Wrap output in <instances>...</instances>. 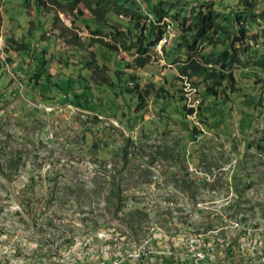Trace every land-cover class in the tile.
I'll list each match as a JSON object with an SVG mask.
<instances>
[{"label": "rangeland", "instance_id": "obj_1", "mask_svg": "<svg viewBox=\"0 0 264 264\" xmlns=\"http://www.w3.org/2000/svg\"><path fill=\"white\" fill-rule=\"evenodd\" d=\"M26 1L0 0V140L9 145L8 153L19 151L24 157L18 169L6 172L7 177L0 173V261L7 257L5 254L11 252L13 245L18 246V255L34 258L42 254L54 258L56 247L63 246L62 255H68L72 248L69 250L72 260H82L86 250L76 244L89 235L94 241V254L86 257V264H97L99 235L103 231L110 229L114 238L127 237L147 243L146 235L157 237V229L152 228L159 227L165 232L176 228L169 224L167 213L155 204L185 212L191 201L193 208L199 202L203 208L207 203H215L214 211H221L228 197L226 187L217 190L223 193L219 196L212 189L197 185L184 190V184L189 185L194 175L187 174L186 168L202 167L209 174L215 164L234 158L237 164L248 168V176L256 168H263L264 70L253 67L252 63L236 68L238 90L230 93V99L226 98L225 102L203 98L202 89L192 84L197 89L194 97L199 105L187 117L182 102L172 100L162 91L159 97L156 95L160 89L177 92V96L181 91L184 93V82L179 75L180 68L186 65L188 50L174 49L180 41L177 22L173 40L163 49L161 46L153 49L151 63L139 69L134 63V51L110 53L91 46L92 36L86 22L73 24L65 10L46 12L35 2L28 5ZM186 1L187 15L192 7L207 1H213L217 10L229 13L235 2ZM82 10L83 20L93 26L90 12ZM126 23L128 20L120 17L114 25L121 27ZM110 30L104 29V34ZM262 31L253 28L251 33H259L261 42ZM75 35L82 39L84 47L68 44ZM11 36L33 43L37 52L45 49L47 61L42 63L38 56L36 64H30L32 55L12 50ZM111 39L112 36L106 37L107 41ZM204 49L201 45L199 51L204 54L210 51ZM91 53L100 68L107 67L105 75L113 79L108 81H114L115 88L93 82L95 63L91 70L86 66L93 62ZM173 58L178 62L173 64ZM41 66L50 75V81L45 76L38 87L33 75ZM121 68L127 74L123 76V88L115 76ZM130 74L143 94L146 86L155 84L137 113L131 112L137 97L126 91ZM113 89L122 91L120 96H114ZM64 94L67 98H63ZM76 95H80L79 102L87 101L85 107L79 106ZM194 128L200 132L195 138L190 132ZM260 181L254 188L264 187V176ZM115 193L120 194L121 205ZM178 195L182 200L176 199ZM27 203L37 208L29 210ZM133 206L135 209H131ZM225 207L226 203L224 210ZM132 210L144 211L149 216L143 213L145 218L139 221L138 215L127 213ZM35 216H43V220L39 223L41 230L33 237L32 231L37 229ZM164 220L168 221L165 226L160 222ZM64 230L66 236L61 237ZM181 238L185 237L181 235ZM63 239L73 240L74 244L64 246ZM156 240L149 239V246L155 241L161 249L174 247L157 244ZM48 247L54 252L46 250ZM124 252V244L112 247L113 255ZM101 253L111 255V247H102Z\"/></svg>", "mask_w": 264, "mask_h": 264}, {"label": "trees", "instance_id": "obj_2", "mask_svg": "<svg viewBox=\"0 0 264 264\" xmlns=\"http://www.w3.org/2000/svg\"><path fill=\"white\" fill-rule=\"evenodd\" d=\"M153 1V3H152ZM35 2L40 9L49 10H65L72 18V23L78 21L86 22L87 28L90 30V45L105 49L107 52L118 53L121 50L125 53L135 52L136 58L134 63L137 68L144 69L151 63V51L155 49L165 34L166 25L164 19L169 18L178 24L180 31L179 44L176 49L186 48L188 57H186V65L180 68V76H187L191 79L192 84L203 91V98H214L216 101H226L230 99V93L234 94L238 90V80L235 69L252 63L253 67L264 70V39L260 42L259 33H251V30L261 28L264 34V0H235L229 13L217 10L215 3L207 1L199 3L200 5L192 7L188 13L186 0H27L29 5ZM221 5V4H220ZM261 5L262 8H261ZM261 8L259 11L258 8ZM85 8L90 12L93 26L83 20ZM124 17L128 23L117 27L114 25L119 23V18ZM57 21V18H55ZM163 23V24H162ZM104 29L110 30L104 34ZM112 36L110 41L106 37ZM264 38V36H263ZM69 45L75 44L78 47H84L82 39L75 35L67 41ZM253 43L260 45L253 47ZM9 44L12 50L17 53L32 55L30 64H36L38 56L42 59V63L47 60L44 58L46 50L35 51L33 43L20 41L15 37L9 38ZM209 48L210 51L204 54L199 48ZM203 51V50H202ZM92 54L93 62H89L86 66L91 70L92 64L95 63L94 54ZM178 59L173 58L172 62L177 63ZM127 68L129 65H126ZM0 68L2 65L0 64ZM44 71V66L38 68L33 75L35 85L40 86L46 76V81H50V75ZM99 73L107 74V67H99L95 63L93 70V82L102 85H108L115 88L114 81L111 77L98 76ZM95 75H97L95 77ZM127 75L124 70H116L115 76L121 83L123 76ZM2 71H0V78ZM108 78V79H106ZM113 80V79H112ZM41 82V83H39ZM131 82V83H130ZM181 82L182 79H181ZM129 87L126 91L136 95L137 104L132 109V113L139 112L145 104V98L154 90L155 84L151 83L146 86L144 94L139 92L136 78L129 75ZM61 89V85H55ZM90 87L85 88L88 91ZM114 91V89H113ZM168 94L172 100L182 102V110L184 116L194 113L193 109L186 107V99L181 91V95L177 96V92H170L166 89L156 91L159 97L160 92ZM114 96L118 97L121 92L114 91ZM67 94L63 98H67ZM79 106L85 107L87 101L79 102L80 95L74 96ZM164 98V97H163ZM1 107V102H0ZM200 108V107H199ZM193 138L200 134L196 128L192 129ZM9 145L2 143L0 140V173L7 177V171L18 169L24 162L23 155L16 151L8 153ZM5 154V155H4ZM4 155V156H3ZM3 156V157H2ZM191 185L184 184V190H191ZM115 198L120 202V194L115 193ZM135 209V208H133ZM118 212V211H117ZM145 214V213H144ZM138 210H132L129 215L139 216V221L145 218V215ZM147 215V214H146ZM148 216V215H147Z\"/></svg>", "mask_w": 264, "mask_h": 264}, {"label": "built area", "instance_id": "obj_3", "mask_svg": "<svg viewBox=\"0 0 264 264\" xmlns=\"http://www.w3.org/2000/svg\"><path fill=\"white\" fill-rule=\"evenodd\" d=\"M172 32L173 25L168 24L166 35L157 48L161 46L162 49V46L171 40ZM181 78L184 81V90H187L186 107L189 110L193 109L195 113L199 103H193V96L196 95L197 89L192 86L188 77L181 76ZM236 160L226 159L221 164H215L213 174H205V169L202 167L186 168V173L194 174L192 179H189V185L201 186L212 191H217L221 186H228L229 199L223 202L221 211H214L215 203H209L204 208H193L191 201V207L185 212H175L173 209L161 208L155 204L157 208L167 213L169 224H174L176 228L171 232H165L159 227L152 228L157 229V237L146 235L147 243H136V240L127 237L114 238L110 235V229L103 231L99 235L101 246L97 264H264V242L259 241V233L264 232H258V229L256 235H231L230 230V233L218 238H194L195 230L214 229L223 221H233V226L241 227H252V222L264 221V201H261L264 187L254 188L260 184L261 176H264V166L260 169L256 168V172L248 176V168L237 164ZM177 199H181V195H178ZM151 200L153 203V197ZM225 202H233L230 216H222ZM34 206L36 205L27 203L29 210L37 208ZM35 217L43 218V216ZM167 220L160 221L161 225H167ZM97 224L100 222L98 221ZM181 230H188L189 238H181ZM35 231H32L33 237ZM88 236L82 244H76L86 250L82 260H72L73 255L69 252L72 248L68 250V255H62L61 251L65 248L63 246L56 247L57 255L54 258H45V254L34 258L29 255H18V246L14 245V249L5 254L7 257L1 260L0 264H72L73 262L86 264V257L94 254L92 250L94 241ZM227 236H235V243L224 244V237ZM149 239H157V244L165 246L181 245V253H155V259H147L145 250H153V246H149ZM67 244L72 246L73 240H64V246ZM116 244L125 245V252L122 255L112 254V247ZM102 247H111V255H101Z\"/></svg>", "mask_w": 264, "mask_h": 264}, {"label": "bare ground", "instance_id": "obj_4", "mask_svg": "<svg viewBox=\"0 0 264 264\" xmlns=\"http://www.w3.org/2000/svg\"><path fill=\"white\" fill-rule=\"evenodd\" d=\"M168 24H172V22L168 21L167 23V28H168ZM166 28V29H167ZM184 97L186 98L187 97V90H184V93H183ZM195 97L193 96V103H198V101H195ZM200 102V101H199ZM189 116H192V115H189ZM214 171V169H213ZM213 171L209 174H213ZM198 187V186H197ZM226 190H227V193H228V197L226 198L225 196V200L226 201L227 199H229V191H228V186H225ZM212 192V190H211ZM225 192V191H224ZM213 193H215L217 196L220 195V193L222 192H219V191H214ZM264 193V192H263ZM263 193L261 194V201H264V195ZM183 194V192H182ZM185 194V193H184ZM223 194V193H222ZM226 194V193H225ZM215 195V196H216ZM200 196V195H199ZM223 196V195H221ZM220 196V197H221ZM194 198V197H193ZM217 198V197H216ZM177 199V198H176ZM196 199V198H195ZM224 199V198H223ZM222 199V200H223ZM203 201V200H202ZM198 202V201H197ZM220 202V201H219ZM178 203V202H177ZM226 203V206L225 207V210L222 212V216H230V211H233V202H225ZM187 204V203H186ZM208 204V203H207ZM206 204V205H207ZM223 204V203H222ZM51 205V204H50ZM197 208H203V203H198L196 204ZM136 206V205H134ZM134 206L131 208L133 209ZM170 207V206H169ZM205 207V206H204ZM147 208V207H146ZM167 208V207H166ZM179 208V207H178ZM221 208V207H220ZM19 212H22V209L20 208L19 206ZM219 210V209H218ZM16 212V211H15ZM126 212V211H125ZM143 213H145L144 211H142ZM128 214H130L129 212H127ZM148 216L149 214L146 213ZM145 214V215H146ZM3 215H7V214H3ZM18 215V214H17ZM116 215V214H115ZM43 220V218L41 219H37V224H36V228L35 229L36 231L34 232V236L37 235L38 231L41 230V226L39 223H41ZM100 226V225H99ZM22 228V227H21ZM99 228V227H98ZM102 228V227H101ZM256 229H258V232H264V221H263V224L262 222H252V227H241V226H233V221H223L222 223L218 224L217 227H215L214 229H207V230H195L194 231V238H218V237H221L222 235H224L225 233H230V230H231V235H243V234H248V235H256ZM143 231V230H142ZM182 232V231H181ZM66 232L65 230L63 231V235L61 237H64L66 236L65 235ZM154 234V233H153ZM183 237L185 238H189V231L188 230H183L182 234H181ZM232 238L235 239V236H227V237H224V244H232V243H235V240H232ZM87 238H85L84 240L80 241L79 244H82L84 241H86ZM62 242L64 241L61 240ZM157 241V240H156ZM259 241L261 242H264V233H259ZM152 242V241H151ZM137 243V242H136ZM152 244V243H151ZM155 244V241L154 243L151 245L154 247ZM157 248H153V250H145V258L147 259H155V253H170V254H178V253H181V245H174V247H164V248H160L156 245ZM14 249V245L13 246H10V250L12 251ZM46 250H49L51 252H54L52 248L48 247ZM7 251V250H5ZM101 255H105L104 253H101ZM46 258V257H45Z\"/></svg>", "mask_w": 264, "mask_h": 264}, {"label": "clouds", "instance_id": "obj_5", "mask_svg": "<svg viewBox=\"0 0 264 264\" xmlns=\"http://www.w3.org/2000/svg\"><path fill=\"white\" fill-rule=\"evenodd\" d=\"M168 21H170V22L173 23V32H172V36H171V37H172V40H173V38L176 36L175 33H174V31H175V23H176V22L173 21V20H171V19H169V18H165L163 22H164V24L166 25V28H167V23H168ZM162 24H163V23H162ZM166 28H165V34H164V36L166 35ZM164 36H163V38H164ZM163 38H162V39H163ZM162 39H161V40H162ZM159 43H160V42H159ZM159 43H158V44H159ZM158 44H157V46H158ZM157 46H156L155 48H157ZM163 46H165V44H164ZM163 46H162V47H163ZM163 48H164V47H163ZM163 48H162V49H163ZM179 76H180V75H179ZM186 77H187V76H186ZM180 78H181V76H180ZM188 78H189V77H188ZM181 79H182V78H181ZM189 80H190V79H189ZM182 81H183V79H182ZM190 81H191V80H190ZM183 82H184V81H183ZM191 84H192V83H191Z\"/></svg>", "mask_w": 264, "mask_h": 264}]
</instances>
